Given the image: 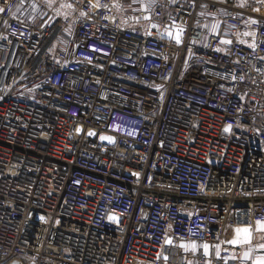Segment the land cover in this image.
<instances>
[{
  "label": "built area",
  "instance_id": "1",
  "mask_svg": "<svg viewBox=\"0 0 264 264\" xmlns=\"http://www.w3.org/2000/svg\"><path fill=\"white\" fill-rule=\"evenodd\" d=\"M127 1L0 0V264H253L264 0Z\"/></svg>",
  "mask_w": 264,
  "mask_h": 264
},
{
  "label": "crops",
  "instance_id": "2",
  "mask_svg": "<svg viewBox=\"0 0 264 264\" xmlns=\"http://www.w3.org/2000/svg\"><path fill=\"white\" fill-rule=\"evenodd\" d=\"M154 2L155 0H128L124 5V10L128 14H133L136 20L139 21L142 20L139 19V14L143 11L153 10ZM235 235L236 233L228 241H232ZM240 246L244 247L243 256L245 257V253H247V258L253 264H257V261L264 258V230H260L257 224L254 231L250 232V242Z\"/></svg>",
  "mask_w": 264,
  "mask_h": 264
},
{
  "label": "snow or ice",
  "instance_id": "3",
  "mask_svg": "<svg viewBox=\"0 0 264 264\" xmlns=\"http://www.w3.org/2000/svg\"><path fill=\"white\" fill-rule=\"evenodd\" d=\"M4 11V9L0 8V12ZM169 35L171 36V33H169ZM176 43L177 44H180L181 43V40H180V33L179 31L177 32L176 34ZM225 43H227V41H225ZM229 129H225V131H228ZM91 134V133H90ZM101 139H106L105 137H101ZM110 219H116L115 217H110ZM258 227L260 230H264V224H259L258 222ZM236 232V235L234 237V239L232 241H230V243L232 245H243V244H246V243H249L250 242V229L248 228H237L235 230ZM168 243H171V241H168ZM181 247H184L186 250L187 248L189 247V245H181ZM193 250H195L196 248V245L193 244L190 246ZM204 252H205V255L208 254V245H204ZM217 256H219V251L217 250ZM245 258H247V253H245ZM257 264H264V258H261L259 261H257Z\"/></svg>",
  "mask_w": 264,
  "mask_h": 264
},
{
  "label": "water",
  "instance_id": "4",
  "mask_svg": "<svg viewBox=\"0 0 264 264\" xmlns=\"http://www.w3.org/2000/svg\"><path fill=\"white\" fill-rule=\"evenodd\" d=\"M13 264H18V262H14Z\"/></svg>",
  "mask_w": 264,
  "mask_h": 264
}]
</instances>
